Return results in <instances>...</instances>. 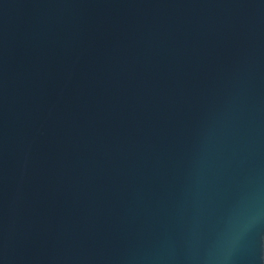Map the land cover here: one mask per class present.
<instances>
[{
	"label": "water",
	"instance_id": "95a60500",
	"mask_svg": "<svg viewBox=\"0 0 264 264\" xmlns=\"http://www.w3.org/2000/svg\"><path fill=\"white\" fill-rule=\"evenodd\" d=\"M0 264H264V0H0Z\"/></svg>",
	"mask_w": 264,
	"mask_h": 264
}]
</instances>
